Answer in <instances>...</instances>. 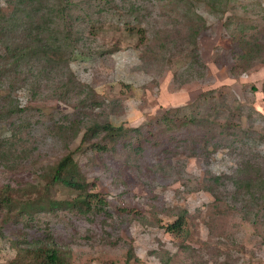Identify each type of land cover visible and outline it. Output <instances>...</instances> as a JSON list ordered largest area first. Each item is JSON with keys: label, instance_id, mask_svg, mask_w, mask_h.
Here are the masks:
<instances>
[{"label": "rangeland", "instance_id": "374dc122", "mask_svg": "<svg viewBox=\"0 0 264 264\" xmlns=\"http://www.w3.org/2000/svg\"><path fill=\"white\" fill-rule=\"evenodd\" d=\"M62 1L75 47L67 64L6 65L0 74V186L20 200L0 212V264L14 242L47 232L70 264H123L129 252L130 264H264V200L236 193L228 178L242 155L264 162V0H227L223 13L203 0ZM191 21L202 25L194 47L201 77L197 61L186 73ZM252 37L263 48L245 61L240 41ZM8 59L0 45V67ZM220 102L241 104L232 122L251 139L219 128ZM167 112L172 130L157 122ZM94 120L140 131L116 143L99 134L91 142L107 150L98 152L82 141ZM69 152L104 195L105 212H22L21 198H35L44 173ZM209 174H223L214 193ZM76 193L55 184L48 197ZM181 213L187 237L164 229Z\"/></svg>", "mask_w": 264, "mask_h": 264}, {"label": "trees", "instance_id": "16d2710c", "mask_svg": "<svg viewBox=\"0 0 264 264\" xmlns=\"http://www.w3.org/2000/svg\"><path fill=\"white\" fill-rule=\"evenodd\" d=\"M212 11L224 12L222 4L226 5L227 0H203ZM54 2V3H53ZM7 0L8 9L5 10L0 5V45L8 54V61L0 67V74L5 71L6 65L19 67L21 64H34L42 61L44 65L52 68L55 66L67 64L69 56L74 52L73 41L70 40L69 26L65 24L64 18L68 14L66 8L68 5L62 0ZM73 18V16H72ZM77 18L79 16L77 15ZM202 25L194 24L191 21L189 37L193 47L191 57L193 58L187 66L186 73L193 75V62L197 61L200 70L198 74L204 75L206 66L199 57L197 50L194 48L195 38L199 33ZM143 34H145L143 32ZM240 45L244 52L241 57L248 61L255 58L262 51V44L256 37L243 39ZM194 57H198L196 60ZM200 58V59H199ZM68 86V84H67ZM217 92V90L208 91ZM207 93H202L203 97ZM206 100V99H205ZM207 101V100H206ZM219 106L227 115L223 121L218 120L219 128L228 131L232 138L237 139L236 130L242 131V139H251V133L248 129H241L239 124L232 122V116L241 120V104H228L220 102ZM237 110L239 113H235ZM229 116V117H228ZM159 124L165 125L169 130L174 126L173 119L168 112L162 115L158 121ZM187 125V121L182 123ZM235 124V125H234ZM76 131L77 126L71 125ZM129 131L139 132V127L125 128L122 125L115 126L109 122L100 123L96 120L85 127L82 135V141L89 143V147L94 151L102 152L107 150L105 144L100 141L91 142L93 137L104 134L110 142L116 143L119 138L131 135ZM212 137V136H211ZM209 137V138H211ZM209 144L203 145L206 148ZM243 161L237 167L236 172L229 176V181L235 185L236 193L244 190L252 200L255 196L264 200V165L263 161L252 155H242ZM264 163V162H263ZM262 164V165H261ZM46 183L38 194L31 198L22 200V212L29 214L39 211H55L56 208H67L75 210L81 214H94L105 212L104 195L97 190L95 182H89L82 170L79 162L75 159L73 152H69L61 157L57 163L50 166L44 173ZM206 178V177H205ZM223 174H209L205 187L214 193L218 184H222ZM55 184L64 185L75 190L77 193L71 200L55 201L48 197L49 188ZM16 200L14 190L9 185L0 186V212L4 209L11 211ZM21 212V213H22ZM187 222L184 214H179L174 221L164 226L165 231L174 234H184L189 236V230H186ZM3 234L0 228V236ZM15 254L8 259L6 264H70V252L60 247L54 240L50 232L41 237L32 239H20L13 243ZM132 254L129 252L125 257L123 264H130ZM138 260V259H137Z\"/></svg>", "mask_w": 264, "mask_h": 264}]
</instances>
